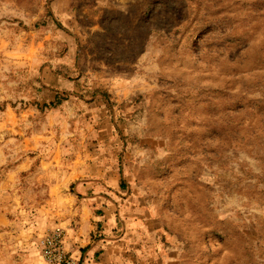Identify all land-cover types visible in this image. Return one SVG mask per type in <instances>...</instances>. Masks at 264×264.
Returning a JSON list of instances; mask_svg holds the SVG:
<instances>
[{
  "label": "rangeland",
  "instance_id": "rangeland-1",
  "mask_svg": "<svg viewBox=\"0 0 264 264\" xmlns=\"http://www.w3.org/2000/svg\"><path fill=\"white\" fill-rule=\"evenodd\" d=\"M83 155L179 264H264V0H0V264H45Z\"/></svg>",
  "mask_w": 264,
  "mask_h": 264
},
{
  "label": "crops",
  "instance_id": "crops-1",
  "mask_svg": "<svg viewBox=\"0 0 264 264\" xmlns=\"http://www.w3.org/2000/svg\"><path fill=\"white\" fill-rule=\"evenodd\" d=\"M81 160L86 166L68 185L76 201L63 223L68 251L81 264H179L160 221L129 186L120 165L97 167L85 155Z\"/></svg>",
  "mask_w": 264,
  "mask_h": 264
},
{
  "label": "built area",
  "instance_id": "built-area-1",
  "mask_svg": "<svg viewBox=\"0 0 264 264\" xmlns=\"http://www.w3.org/2000/svg\"><path fill=\"white\" fill-rule=\"evenodd\" d=\"M67 232L62 227L47 231L38 241L45 264H81V260L66 247Z\"/></svg>",
  "mask_w": 264,
  "mask_h": 264
}]
</instances>
